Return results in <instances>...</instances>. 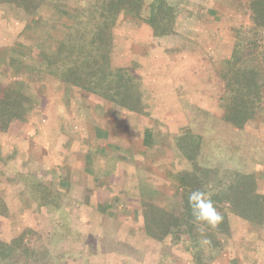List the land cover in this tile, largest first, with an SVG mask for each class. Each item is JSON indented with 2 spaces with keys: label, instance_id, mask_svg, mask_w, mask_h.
Masks as SVG:
<instances>
[{
  "label": "rangeland",
  "instance_id": "374dc122",
  "mask_svg": "<svg viewBox=\"0 0 264 264\" xmlns=\"http://www.w3.org/2000/svg\"><path fill=\"white\" fill-rule=\"evenodd\" d=\"M70 1L63 4L67 13L75 9ZM263 1L142 0L138 10L125 1L108 21L113 39L125 25L144 21L149 27V58L128 68L140 77L143 99L128 108L115 105L117 111L101 108L100 116L80 112L81 101L76 102L80 114L77 105L64 103L54 115L39 113L51 100L45 88L54 87L48 79L55 78L44 71L45 55L58 46L50 37L63 26L68 31L74 21L57 14L50 22L40 14L28 18L32 39L25 36L22 48L27 66L14 72L24 97L12 112L17 134L10 136L20 139L18 154L0 145V241L23 236L37 257L22 264H195L170 235L154 240L144 233L142 201L168 202L182 188L181 175L197 166L253 174L263 194L264 106L242 130L234 128L223 118L228 94L222 80L232 53L239 54L247 40L255 41V60L264 68V28L255 34L251 22L253 8ZM102 3L108 6L106 0H87L81 20L91 19L92 7L101 10ZM163 17H172L166 34L158 32ZM41 42L53 43L40 47ZM127 47L120 46L116 55L124 59ZM35 119L44 126L32 131V141L46 139L47 147L27 141L31 132L26 135L23 128ZM94 123L111 132L94 133ZM52 124L54 129L48 128ZM144 139L148 144L140 142ZM31 178L61 192L55 206L46 199L49 215L33 207L36 201L27 193L35 191ZM215 205L227 217L229 234L218 236L213 264H264V226L251 225L225 201Z\"/></svg>",
  "mask_w": 264,
  "mask_h": 264
},
{
  "label": "trees",
  "instance_id": "16d2710c",
  "mask_svg": "<svg viewBox=\"0 0 264 264\" xmlns=\"http://www.w3.org/2000/svg\"><path fill=\"white\" fill-rule=\"evenodd\" d=\"M42 1L0 0V9L20 10L29 17L36 12ZM106 1L108 6L105 3L101 5V8L105 10H99L100 5L92 7L95 12L93 10L89 13L91 19L82 21L81 18H77L74 21L55 50L47 56L44 71L61 84L73 85L120 108L140 105L142 98L140 77L129 69L111 66L112 23L108 21V18L112 15L114 17L125 1L130 3L132 10H138L140 6L142 8L143 2L142 0ZM106 10L110 15L107 16ZM263 10L264 1L253 8L251 22L255 34L264 28ZM150 17L152 15L147 17L149 23ZM171 19L166 21L163 17L158 31L160 34L168 32L166 28L172 23ZM247 42L243 43L239 54H237L238 50H234L233 59L231 58L228 67L222 73L224 89L228 94L223 118L225 122L238 130H242L264 106V68L255 60L254 52L257 48L255 41L247 40ZM250 46H253V49H250ZM244 50H246L245 53L242 52ZM22 102L24 97L15 89H4L0 105L1 132L6 131L10 120L14 118L13 108L18 104L21 105ZM144 144H148L146 139ZM31 179L33 182L30 187L35 191L27 193L29 198L36 201L33 207L38 208L39 215H49L52 209L47 211L50 209L47 204L52 203L55 206V200L61 192L53 186L49 188V185H44L45 183L38 179ZM179 182L182 188L175 191L168 202L150 199L142 201L143 230L154 240L170 235L175 245L183 246L185 252L193 257L195 264H213L221 247L218 236L229 234L227 217L215 205L216 201L227 202L231 206V212L251 225L264 226V192L263 194L257 192V182L253 174L197 166L191 173L181 175ZM42 189L45 192L41 191ZM196 189L211 193L214 206L223 217L222 222L215 229L197 224L193 220L188 205V195ZM39 191L40 194H37ZM46 199L48 203H45ZM201 228H203V236L212 241L211 246L199 243L202 238ZM36 253L24 244L23 236L8 243L0 241V264H22L23 260L37 257Z\"/></svg>",
  "mask_w": 264,
  "mask_h": 264
},
{
  "label": "crops",
  "instance_id": "0c3cea01",
  "mask_svg": "<svg viewBox=\"0 0 264 264\" xmlns=\"http://www.w3.org/2000/svg\"><path fill=\"white\" fill-rule=\"evenodd\" d=\"M68 2V0H43L39 7L37 8L36 12L32 16H26L23 11H13V10H8V9H0V88H1V94H0V102L3 99V91L5 88L9 89H15L17 92H19L22 95V90L19 91V83L15 82V77L18 79L17 75H15L14 72H19L21 71V68L26 67L27 62L23 59L25 54L22 52V48L27 44V41L29 39H32L31 37L28 36L27 33L31 35L29 31L32 30L33 25L30 27H27L28 18H38V15L40 14L41 17H43L47 22H50L52 20L53 14H57V16H61L62 20L66 18L69 22L75 21L77 18H81V14L85 12L84 10L86 9L87 6V0H83L81 3L73 0L70 1L71 5L75 6V9L72 12L67 13L68 11L64 9V2ZM89 1V0H88ZM69 7V6H68ZM67 7V8H68ZM85 8V9H84ZM72 13V14H71ZM66 22V21H65ZM31 23V22H30ZM29 28V30H28ZM148 25L146 22L142 21L140 26L134 25V26H124L122 29L118 31V35L116 36V39H113L112 37V47L110 50V63L113 68H130L133 64L134 65H139V62L137 61H144L146 58H149L150 53H149V47L151 45L149 44L151 42L150 36H148ZM55 30V28L53 27ZM176 31L178 28H175ZM53 31L52 29L48 31V35L52 34ZM55 34H58L57 37L52 36L50 37L56 45H58L63 38L64 34L67 33V30L64 29V26L61 27V29L55 30ZM130 31H134V36H131ZM175 31V30H174ZM142 32L145 33V38H144V43L141 40V35L143 36ZM147 32V33H146ZM34 33V32H32ZM28 38V40H25ZM54 37V38H53ZM118 38V40H117ZM146 39V40H145ZM48 40V38H47ZM31 42V40H30ZM42 43L40 47L42 46H48L49 44L53 43ZM157 43V42H156ZM155 43V44H156ZM32 44V43H31ZM127 47V52L124 56V59H122L123 56L119 57L116 55L115 51L120 48V46H126ZM32 48L34 45H31ZM35 49V47H34ZM55 49H53L54 51ZM52 51V52H53ZM32 52V51H31ZM51 52V53H52ZM49 54V53H48ZM47 58V54L45 55ZM145 65V63H143ZM19 70V71H18ZM15 75V76H14ZM13 76V77H12ZM51 78V77H49ZM160 79V78H159ZM52 86L50 87L51 90H49V87L45 88V98L51 99L50 102H47L48 99H46V102H44V105L40 109L39 113L44 114L45 117L47 115H50V113L53 115L58 109L59 104L66 106L72 105L76 106L77 105V113L80 114V112H88L90 114L91 110L94 111L93 116L96 114L101 115L103 111H101V108H104V111L108 110H116L117 107L114 104H107L105 100L99 98L96 95L90 94L86 91H83L77 87H74L73 85L70 84H61L59 81L56 79L54 80L53 78L48 79ZM57 84V85H56ZM18 85V86H17ZM143 98H141L142 100ZM78 101H81V110L79 112L78 109ZM77 102V103H76ZM59 103V104H58ZM1 104V103H0ZM196 105V104H195ZM115 106V107H114ZM199 107L198 105H196ZM120 108V107H119ZM123 109V108H122ZM88 110V111H87ZM50 118V116H49ZM14 119L12 118L8 124V127L5 132H1L0 130V145L1 149L4 147H8L11 149V153L14 151V155H17L19 148L17 147L18 142H20V139H12L10 136L11 134H17L15 132L16 129V122L14 123ZM37 119V118H36ZM35 119V120H36ZM48 119V118H47ZM50 122V120H48ZM42 123V124H41ZM51 124V123H50ZM94 128L95 132H108L110 133L111 131L107 128H104L103 126H98L96 123H94ZM40 125V126H39ZM41 126H44L43 121H34V122H28V126H26V129L23 128L26 132V135L30 133L31 140L28 139V142H31L33 139L32 131L37 130ZM47 127H43L45 129ZM48 128H53L54 125H50ZM61 128V127H60ZM47 130V129H46ZM39 134V132H37ZM98 134V133H97ZM96 136V134H94ZM103 136V134H101ZM39 137V136H38ZM33 142V141H32ZM142 144H144L143 140H140ZM32 144V143H31ZM37 144L38 146H48L51 144L50 141L46 140L41 141L40 144L33 142V145ZM72 146V145H71ZM16 147V149H15ZM36 147V148H37ZM9 153V155L11 154ZM3 154H5L3 152ZM89 159H91L90 155ZM14 159H16L15 156H13Z\"/></svg>",
  "mask_w": 264,
  "mask_h": 264
},
{
  "label": "clouds",
  "instance_id": "9594fccd",
  "mask_svg": "<svg viewBox=\"0 0 264 264\" xmlns=\"http://www.w3.org/2000/svg\"><path fill=\"white\" fill-rule=\"evenodd\" d=\"M188 205L191 209L193 220L197 224L207 225L215 229L223 220L222 215L214 206L211 193L209 192L201 189L191 191L188 195ZM200 231L202 238L199 243L201 245L211 246L212 241L206 236H203V228Z\"/></svg>",
  "mask_w": 264,
  "mask_h": 264
}]
</instances>
